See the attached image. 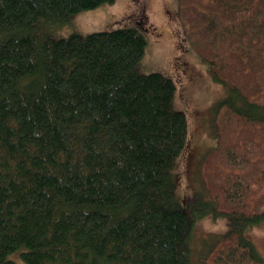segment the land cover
<instances>
[{"label": "trees", "instance_id": "16d2710c", "mask_svg": "<svg viewBox=\"0 0 264 264\" xmlns=\"http://www.w3.org/2000/svg\"><path fill=\"white\" fill-rule=\"evenodd\" d=\"M114 1L0 0V264H192L209 215L233 227L202 264H264L246 236L264 220V0H178L230 92L188 210L173 177L188 120L174 82L140 70L145 35L53 32Z\"/></svg>", "mask_w": 264, "mask_h": 264}, {"label": "rangeland", "instance_id": "374dc122", "mask_svg": "<svg viewBox=\"0 0 264 264\" xmlns=\"http://www.w3.org/2000/svg\"><path fill=\"white\" fill-rule=\"evenodd\" d=\"M122 28H137L145 35L147 48L140 70L171 79L176 86L173 107L187 116V143L175 164L173 177L176 196L188 210L197 187L204 184L201 164L216 146V109L228 100L229 89L214 80L210 65L187 40L178 0H115L112 4L76 14L68 25L53 29V32L58 37L87 36ZM232 227L231 216L214 218L209 215L195 221L192 264H202L199 257L205 251L204 241L212 244L218 237L228 234ZM246 236L264 257V220L253 225ZM11 258L20 261V253Z\"/></svg>", "mask_w": 264, "mask_h": 264}]
</instances>
